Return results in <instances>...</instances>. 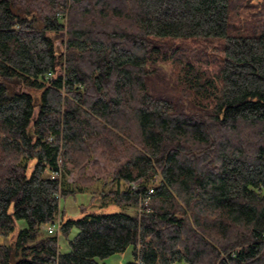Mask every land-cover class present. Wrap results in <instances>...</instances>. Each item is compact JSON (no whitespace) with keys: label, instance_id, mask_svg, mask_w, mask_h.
I'll list each match as a JSON object with an SVG mask.
<instances>
[{"label":"trees","instance_id":"16d2710c","mask_svg":"<svg viewBox=\"0 0 264 264\" xmlns=\"http://www.w3.org/2000/svg\"><path fill=\"white\" fill-rule=\"evenodd\" d=\"M246 2L0 0V264H264V0L251 21ZM60 147L81 174L119 166L118 207L154 186L150 212L66 216ZM58 212L67 252L42 230Z\"/></svg>","mask_w":264,"mask_h":264},{"label":"rangeland","instance_id":"374dc122","mask_svg":"<svg viewBox=\"0 0 264 264\" xmlns=\"http://www.w3.org/2000/svg\"><path fill=\"white\" fill-rule=\"evenodd\" d=\"M261 0H247L246 6L241 9L242 19L252 20L255 19V16L259 12V4ZM258 18V15L256 19ZM55 45L58 47V50L63 51V47L59 41H56ZM191 53L187 54L189 61H193L194 56H199L198 51H194L192 47L187 48ZM207 56L211 54L217 55L215 51L208 49L206 51ZM205 57V53L200 55ZM201 57H199L200 59ZM166 70L170 68L169 64L163 65ZM211 71V76L214 74V70ZM10 92L17 89V85L13 83H8ZM60 160L61 168L63 170L60 183L63 190H67L72 193V196L67 197L64 201H60V210H65L66 216H69L73 219L80 218L86 214H98V213H110L123 210L125 213L137 216L138 211L136 205L127 206V209L118 207L114 204V198L111 193L119 187V183L114 180V175L119 168L116 164H110L103 161L99 155H95L92 159H89L84 163V172L81 174L79 169H73L67 164L66 158L64 156V149L60 147L59 155L57 161ZM28 164V169L30 170L31 165ZM121 190L125 189V185L122 183L120 185ZM82 206V209H81ZM84 206V207H83ZM110 207V208H109ZM59 219H61V213L58 212ZM76 233V230H73L69 238H72ZM56 235V234H55ZM58 241V252H67L68 245L65 238L61 236L60 233L56 236ZM0 242H7L9 240H2ZM140 246H137L139 250ZM132 260L131 247H129L124 253L113 255L99 264H126Z\"/></svg>","mask_w":264,"mask_h":264},{"label":"built area","instance_id":"2783aa9c","mask_svg":"<svg viewBox=\"0 0 264 264\" xmlns=\"http://www.w3.org/2000/svg\"><path fill=\"white\" fill-rule=\"evenodd\" d=\"M58 17L65 18L66 13H58ZM48 77H51L50 74ZM63 174V170L61 168V162L60 160L57 161V168L52 171L51 173V179H58L60 181L61 177ZM138 188V182H132L130 183L129 190L131 191H137ZM154 193V186H149L146 189L145 195H140L139 201L136 205V209L138 212H145L149 213L150 208H149V196ZM42 230L49 236H57L60 233L61 230V219L57 216L54 221L51 223L45 224L42 226ZM136 264H141L140 261L136 260Z\"/></svg>","mask_w":264,"mask_h":264},{"label":"water","instance_id":"95a60500","mask_svg":"<svg viewBox=\"0 0 264 264\" xmlns=\"http://www.w3.org/2000/svg\"><path fill=\"white\" fill-rule=\"evenodd\" d=\"M10 11H11V14H12L13 16L17 15V11H16V9L10 7ZM18 16L22 18V14L19 13ZM12 83H13L14 85H17V84L20 85L19 88H18V91H21V82H20L19 80H14V81H12Z\"/></svg>","mask_w":264,"mask_h":264},{"label":"crops","instance_id":"0c3cea01","mask_svg":"<svg viewBox=\"0 0 264 264\" xmlns=\"http://www.w3.org/2000/svg\"><path fill=\"white\" fill-rule=\"evenodd\" d=\"M83 207H84V206H83ZM109 208H110V207H109ZM123 208H124V209H127V206H124ZM81 209H82V206H81ZM122 211H123V210H122ZM123 212H124V211H123ZM110 213H111V212H110ZM124 213H125V212H124ZM126 214H127V213H126ZM128 215H129V214H128ZM132 260H133V257H132ZM132 260H131V261H132ZM129 262H130V261H129ZM127 263H128V262H127ZM127 263H126V264H127Z\"/></svg>","mask_w":264,"mask_h":264},{"label":"bare ground","instance_id":"6f19581e","mask_svg":"<svg viewBox=\"0 0 264 264\" xmlns=\"http://www.w3.org/2000/svg\"><path fill=\"white\" fill-rule=\"evenodd\" d=\"M127 32V31H126Z\"/></svg>","mask_w":264,"mask_h":264}]
</instances>
